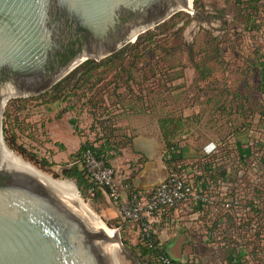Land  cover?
Instances as JSON below:
<instances>
[{
    "label": "trees",
    "instance_id": "16d2710c",
    "mask_svg": "<svg viewBox=\"0 0 264 264\" xmlns=\"http://www.w3.org/2000/svg\"><path fill=\"white\" fill-rule=\"evenodd\" d=\"M234 2L244 25L243 30H247V34L252 38L259 36L257 33L260 32L264 20V0ZM165 25L167 24L162 22L156 28L162 31ZM176 35L177 33L170 34L173 37ZM158 36L155 31L147 30L139 34L134 42L100 60L83 61L46 91L35 96L10 99L4 111L2 125L7 149L20 155L17 156L22 161L40 163L42 166L39 168L49 166L51 162L47 161L46 157L39 158L36 154L26 153L25 144L23 142L17 144L18 138L13 132L7 134V125L15 124V128L21 129L28 115L19 121L20 112L37 101L45 105L60 106L55 118H61L68 112L75 114L85 112L90 117L88 136L79 142L77 150L68 154L62 175L74 180L80 196L85 200L88 198L91 201L97 200L101 192L106 196V189L100 187L87 173L82 155L90 150L96 159L112 167L113 157L108 155L109 152H112L113 156H118L124 150L132 151V138L127 134L125 127L120 125L119 119L122 115L150 113L148 105L150 96L156 94L155 100L160 98V95L163 96V93L154 91V85L157 82L156 75L165 73L163 69L156 70L148 63V57L155 52L151 49L152 46L158 48L161 46L160 40H164L157 38ZM207 37L204 45L212 46L219 54L218 40ZM247 47L250 53L240 56L245 61L244 68L256 74L255 93L240 98L241 93L237 87H211L215 88L213 92L216 94L213 100L217 99L213 111L217 113V117L224 120L227 118L226 121H232L233 116L242 122L248 121L251 128H255L254 134L263 135L264 45L261 42H253ZM187 54L191 66L197 73L194 83L205 84V87L200 85L194 87L198 91L202 88L209 91L206 85L209 84L208 78L211 77L213 70L207 66L206 57L209 60L210 55H205L198 61L193 58L192 45ZM218 58L223 61L221 54ZM237 67L239 72L246 73L245 70L242 71L244 69L242 65L239 64ZM205 98V102L212 100L209 95H205ZM124 100H128V104H123ZM255 117L257 120L253 122ZM186 119L187 117L175 116L166 111L158 118L157 125L162 140V159L167 171H191L197 168L200 172L195 176L196 194L203 193L207 200L199 209H194V212L199 213L197 218L201 224L199 233L193 237L182 234L180 237L183 246L179 248L174 246V241L178 237L162 240L158 234H152L151 237L137 235L134 249L145 259L146 264H163L158 258L160 253H165L173 264H182L179 252L186 247L190 257L186 264H264V149L253 135H250L246 142L236 140L234 143L228 141V136L219 141L210 153H205L201 149L195 157H184L182 152L184 145H181V140H174V137L182 135V132L180 134L177 130ZM59 147L62 149L63 145L59 144ZM136 155L137 158L140 157L138 161L136 160L140 165L138 169L140 171L145 160L143 155L137 153ZM137 172L132 173V177H124L119 181L120 190L125 198L129 197L130 192L139 191L132 183ZM221 182L230 183L232 190H219ZM242 192L247 194V199L241 196ZM226 201L232 203L225 210L223 203ZM234 202H237L236 207ZM214 208L216 211L213 212ZM173 209H168L167 215L170 216ZM221 218L225 219L224 226L218 222ZM120 222L124 224L121 219ZM229 231L233 232L232 237L224 235ZM206 232L219 233V239L211 236L208 241L218 244L217 253L209 246L205 254H198L193 250L194 241Z\"/></svg>",
    "mask_w": 264,
    "mask_h": 264
},
{
    "label": "water",
    "instance_id": "95a60500",
    "mask_svg": "<svg viewBox=\"0 0 264 264\" xmlns=\"http://www.w3.org/2000/svg\"><path fill=\"white\" fill-rule=\"evenodd\" d=\"M191 1L0 0V119L9 98L46 91L83 61L102 59L190 9ZM166 176L164 163L146 162L132 183L150 189ZM73 187L15 156L0 128V264H117L118 243L139 264Z\"/></svg>",
    "mask_w": 264,
    "mask_h": 264
},
{
    "label": "rangeland",
    "instance_id": "374dc122",
    "mask_svg": "<svg viewBox=\"0 0 264 264\" xmlns=\"http://www.w3.org/2000/svg\"><path fill=\"white\" fill-rule=\"evenodd\" d=\"M189 6L190 9L180 10L166 19L164 22L167 25L164 26L162 31L158 30L156 26L149 29L159 34L157 38L164 39L160 40V47L155 48V46H152L151 49H154L155 52H152L153 55L148 57L150 66L156 70L161 68L165 73L156 75L157 82L154 85V91L163 93V96L160 95L157 100L154 96L156 94L150 96L151 99L148 102L150 113L132 116L122 115L119 119L120 125L125 127L127 134L132 138L133 152L124 150L118 156H113L112 152L108 153L113 157L111 160L112 168L118 181L124 177H132V173L137 172L140 168V165L136 162L140 157L137 158L133 142L145 147L147 151L151 149L148 156L152 161L161 162L163 160L162 140L157 120L166 111H170L175 116L187 117L183 121L182 127L177 130L180 134L182 132V135L174 137V140H181V145H184L186 149L196 151L201 150L203 147L206 149L211 144H217L228 136V141L232 140L231 143L236 140L246 142L250 137L251 124L248 121L242 122L241 119H235L234 116L232 121H226L227 118L224 120L216 116L217 113L213 110L217 104L215 103L217 99L213 100L216 94L213 92L215 88L211 87H237L241 93L240 98L255 93L256 74L244 68L245 61L240 55L250 53L247 47L250 43L261 42L264 45V20L260 32L257 33L259 36L252 38L247 34V30H243L244 25L242 19L238 16L234 0H192ZM174 33H177V35L170 36ZM207 36L218 40L219 54L216 49H212V46L204 45ZM191 45L194 53L193 58L198 61L199 59L202 60L205 55H210L209 60L206 57L207 66L213 70L211 77L208 78L209 84L206 85L209 91L202 88L201 92L194 87L195 85L205 87V84L202 82L199 84L194 83L197 73L191 66L188 60L189 54H187ZM220 54L223 61L218 58ZM233 56L236 58H233ZM239 64L243 66L242 71L245 70V74L239 72V67H237ZM134 88L136 87L134 86ZM205 95L211 96L212 100L205 102ZM13 98L18 97H11L7 100L0 119L3 142V115L8 101ZM110 99L114 100L113 98ZM123 104H128V100H124ZM59 107L57 105L41 104L40 101L30 104L28 108L20 112L19 121L28 115L22 128H15V124H8L7 134L13 132L15 137L18 138L17 144L20 142L25 144L26 153L36 154L39 158L46 157L45 159L50 161L51 165L39 168L42 165L38 162L23 160L24 162L55 178L68 179L62 175L63 165L67 161L68 154L77 150L79 142L88 136L90 117L85 112L80 114L68 112L61 118H55ZM256 118L253 122L257 120ZM258 135L259 133L256 134L257 137ZM59 144L63 145L62 149ZM12 153L15 156L18 155ZM144 160L147 161L145 156ZM144 164L145 162L141 170L144 168ZM69 180L75 184L73 179ZM122 195L125 196L123 193ZM78 196L82 204L95 214L108 230L118 232L123 247L131 253L139 264H146L145 259L140 257L134 249L137 244L136 227L132 222L121 224L118 210L115 207L114 210L109 208L108 197L102 192L97 200L92 201L89 198L85 200L80 194ZM167 239L169 238H165V240ZM179 255L181 256V252H179ZM114 256L117 264H138L120 251L116 252Z\"/></svg>",
    "mask_w": 264,
    "mask_h": 264
},
{
    "label": "built area",
    "instance_id": "2783aa9c",
    "mask_svg": "<svg viewBox=\"0 0 264 264\" xmlns=\"http://www.w3.org/2000/svg\"><path fill=\"white\" fill-rule=\"evenodd\" d=\"M253 129L255 128L250 129L249 135H253L257 143L259 142L264 149V132L263 135L259 134L257 137V133L254 134ZM215 147L216 144H211L210 147L203 150L205 153H210ZM82 156L91 179L100 187L106 189V196L112 206L118 210L120 219L123 222L135 224L137 235L151 237L152 234H158L161 239L164 238L162 240H165V238L180 237L182 234L193 237L199 233L201 227L200 221H197L199 213L197 211L194 212V209H199L206 203L207 197L203 193L196 194L195 176L200 174L197 168L191 171H167L166 178L156 187L132 191L129 197L125 198L121 193L120 183L111 166H106L103 161L96 159L90 150L85 151ZM220 185L219 190H232V186H229L230 183L221 182ZM241 196L248 198L245 192H242ZM230 203L232 202L226 201L223 203L225 210L231 205ZM236 206L237 202H234V207ZM171 208L174 209L169 216L166 211ZM214 211H216L215 208L213 209ZM218 222L224 226L225 219L221 218ZM224 235L232 237L234 234L229 231V233ZM211 236H215L216 239L220 237L219 233L206 232V234L194 241L193 250L195 251V248L199 250V244H201L206 250L209 246L211 250L217 253L218 244L208 242ZM183 255H186L184 262L181 261ZM158 258L163 264H173L165 253H160ZM189 258L187 251H184L181 253L180 262L186 264ZM194 262L196 263L197 261Z\"/></svg>",
    "mask_w": 264,
    "mask_h": 264
},
{
    "label": "crops",
    "instance_id": "0c3cea01",
    "mask_svg": "<svg viewBox=\"0 0 264 264\" xmlns=\"http://www.w3.org/2000/svg\"><path fill=\"white\" fill-rule=\"evenodd\" d=\"M134 117V116H133ZM134 144H133V147L135 148V152L137 153V154H141V155H143V156H145L146 158H147V161H145V163L146 162H153V163H164L163 162V160L161 161V162H155V161H152V159L148 156V154L149 153H151V149L150 150H148L147 151V149L145 148V147H143V146H141V145H139V144H136L135 142H133ZM210 146V145H209ZM202 149H204V147L202 148ZM188 151V152H187ZM183 155H184V157H187V158H191V157H195V156H197L198 154H199V152H200V150H191V149H186V148H184L183 149ZM164 165H165V163H164ZM166 171H167V168H166ZM140 172V171H139ZM137 175V174H136ZM135 175V176H136ZM134 176V177H135ZM133 177V178H134ZM133 180V179H132ZM109 202V208L110 209H112V210H114L115 208H114V206H112V204L110 203V201H108ZM101 211H103V209H101ZM115 214L117 213V212H114ZM181 239H182V237H178V238H176V240L174 241L175 242V245L174 246H176V247H182L183 246V243H182V241H181ZM187 248V247H186ZM186 248H182L181 249V253H183L184 251H187L186 250ZM195 252L196 253H198V254H205V253H207V250H206V248L203 246V245H201V244H199V250L198 249H196L195 248ZM180 258V257H179Z\"/></svg>",
    "mask_w": 264,
    "mask_h": 264
},
{
    "label": "bare ground",
    "instance_id": "6f19581e",
    "mask_svg": "<svg viewBox=\"0 0 264 264\" xmlns=\"http://www.w3.org/2000/svg\"><path fill=\"white\" fill-rule=\"evenodd\" d=\"M7 148V147H6ZM9 150V149H8ZM72 182V181H71ZM73 184V193H74V196L81 202L80 198H79V194L77 192V189H76V186L74 183ZM77 192V193H76ZM78 194V195H77ZM82 203V202H81ZM120 251V246H119V243L113 248V256L116 254V252L118 253ZM114 259H115V256H114ZM117 263V262H116Z\"/></svg>",
    "mask_w": 264,
    "mask_h": 264
}]
</instances>
